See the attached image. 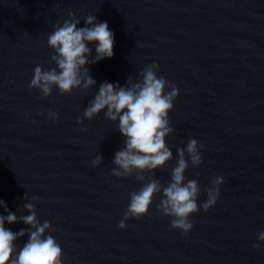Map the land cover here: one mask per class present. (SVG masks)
I'll return each mask as SVG.
<instances>
[{
    "label": "clouds",
    "instance_id": "1",
    "mask_svg": "<svg viewBox=\"0 0 264 264\" xmlns=\"http://www.w3.org/2000/svg\"><path fill=\"white\" fill-rule=\"evenodd\" d=\"M68 18L57 20L54 30L47 36V46L53 50L49 63L53 68H34L29 90L38 89L41 98L47 99L57 88L61 95H71L74 90L87 92L96 85V80L89 74L88 65L96 64L114 56L115 34L106 21H98L95 15L81 21L69 11ZM94 46L95 56H92ZM159 65H147L140 73V79L133 82L128 78L124 86L104 81L83 112L77 123L83 125L84 119L93 120L100 113L105 119L115 123L124 137V147L116 151L111 174L118 178L135 176L143 182L138 191L130 193V200L118 227H127V221L139 220L149 213L157 195L161 196L157 211L164 217L171 218V229L187 235L193 228L191 217L200 209L204 212L214 207L220 196L223 176H216L211 186L204 189L207 199L198 204L201 186L195 179L186 180L185 173L189 166L199 167L204 163L201 149L203 144L190 139L185 148H178V159L171 169L170 181L162 184L155 178V172L164 169L173 159V153L166 139L173 133L169 113L179 89L174 83L158 76ZM27 113L25 117L27 118ZM48 119L58 120L59 113L49 110ZM82 130H85L82 128ZM103 157L97 155L91 164L99 167ZM151 176V178H148ZM25 199L27 197L25 196ZM39 200V197H33ZM0 207L7 215H0V264H63V250L57 240L46 235L51 230L49 221L41 223L33 203H26L24 209L28 215L18 217L8 211L7 205L0 200ZM22 222L29 228L14 232L5 224ZM28 236V240L19 249L16 241ZM264 243V231L257 233V243L253 247L259 250Z\"/></svg>",
    "mask_w": 264,
    "mask_h": 264
}]
</instances>
